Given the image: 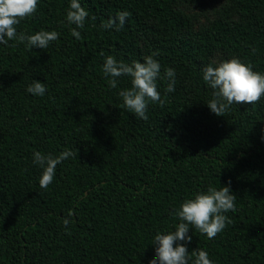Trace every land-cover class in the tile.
I'll return each mask as SVG.
<instances>
[{"label": "trees", "instance_id": "16d2710c", "mask_svg": "<svg viewBox=\"0 0 264 264\" xmlns=\"http://www.w3.org/2000/svg\"><path fill=\"white\" fill-rule=\"evenodd\" d=\"M228 1L243 19L221 15L194 32L175 0H79L88 17L77 40L71 0H38L17 32L56 31L58 40L31 51L0 43V264H149L155 235L175 230L182 202L225 185L236 196L232 223L212 239L190 225L191 242L176 243L213 264H264V96L218 116L206 104L216 90L203 79L216 51L264 74V0ZM122 11L130 16L119 31L101 27ZM153 53L164 104L149 102L144 120L118 95L131 77L113 89L103 64ZM34 80L44 95L27 92ZM65 150L77 155L41 188L33 154Z\"/></svg>", "mask_w": 264, "mask_h": 264}, {"label": "clouds", "instance_id": "9594fccd", "mask_svg": "<svg viewBox=\"0 0 264 264\" xmlns=\"http://www.w3.org/2000/svg\"><path fill=\"white\" fill-rule=\"evenodd\" d=\"M37 7L38 0H0V43L7 44L9 40L26 42L31 51L34 46L47 49L51 42L57 41L59 34L56 31L41 30L32 35L23 32L18 34L16 26L26 17L33 16ZM129 16V12L122 11L115 18H109L101 27L119 31ZM87 17L88 12L81 6L79 0H71L66 19L69 24L76 26L71 29V34L77 40L81 39V33L77 29L84 28ZM155 55L158 53L145 56L143 62L133 61L132 65L108 56L103 64V73L108 78L109 87L113 89L117 88L119 77H131V88L119 91L118 95L130 112L144 120L148 119L149 102L164 104L156 82L160 76L161 65L153 58ZM203 71L204 81L216 90L214 98L206 104L218 116L223 115L226 108L233 103L255 104L264 96V74L254 71L250 64L242 62L239 58L225 60L215 67L209 65ZM165 74L169 81L166 92H174L175 70L167 68ZM26 90L33 95L42 96L46 87L40 81L34 80ZM221 98L227 103H222ZM75 155L77 153L71 150L62 151L55 157L35 152L33 161L43 168L39 179L40 187L46 189L54 179L57 165ZM235 199L236 196L230 186L225 185L220 189L210 186L206 191L184 200L174 213L180 221L175 230L155 235L153 243L158 246L155 249L156 255L149 264H189L193 257V264H213L209 254L204 250L189 255L186 247V243L192 239L188 235L189 226L205 234L209 239L214 238L227 224L232 223L226 213L236 211ZM68 223V220H64L66 226ZM177 241L186 243H176Z\"/></svg>", "mask_w": 264, "mask_h": 264}, {"label": "rangeland", "instance_id": "374dc122", "mask_svg": "<svg viewBox=\"0 0 264 264\" xmlns=\"http://www.w3.org/2000/svg\"><path fill=\"white\" fill-rule=\"evenodd\" d=\"M228 0H197L195 2H189L184 0H175L174 6L181 10L189 18L190 31H198L204 28L209 21L224 15L232 20H241L243 16L236 10L227 11L224 7L228 5ZM264 18V9L261 12ZM231 57L222 51H216L209 60V65L215 67L219 63L229 60Z\"/></svg>", "mask_w": 264, "mask_h": 264}]
</instances>
